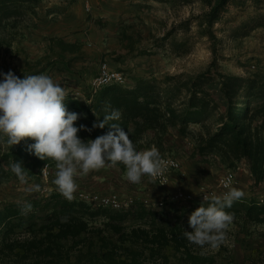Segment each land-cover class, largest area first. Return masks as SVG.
Returning <instances> with one entry per match:
<instances>
[{
  "label": "trees",
  "instance_id": "obj_1",
  "mask_svg": "<svg viewBox=\"0 0 264 264\" xmlns=\"http://www.w3.org/2000/svg\"><path fill=\"white\" fill-rule=\"evenodd\" d=\"M200 1L207 9L195 20L212 42L217 39L215 23L231 5L242 7L250 2L258 9L264 8V0ZM40 3L41 0H0V49L8 51L17 43L13 53H25L21 26L26 19L38 15ZM256 16L264 18L261 13ZM192 19L172 24L162 40L169 39L179 28H188ZM258 25L253 18L249 24L237 26L234 34L243 37ZM183 45L172 41L175 52H180ZM212 50L215 52V45ZM25 65L31 69L28 62ZM168 84L167 80L138 77L133 86L110 84L94 90L87 85L82 97L52 98L25 107L18 116L9 115L5 133L0 132V184L11 178H33L44 163L59 166L80 150L126 169L127 153L138 155L151 145L158 152L171 151L178 139L189 134L195 136L200 156L217 157L229 169L244 161L255 182L263 181L264 82L257 76L223 72L213 58L204 71L181 84ZM193 123L199 125V130L190 129ZM171 129L176 130L178 139L168 146ZM149 131L154 135L143 142ZM48 193L45 198L31 197L26 202L0 203V264H147L145 257L160 258L159 264H169L162 248L171 243L176 250L182 249L187 260H208L186 247L185 232L176 221L156 225L151 220L148 227H133L126 233L113 222L133 216L135 211L137 217L150 214L154 219L161 210H145L143 206L135 210L133 205L124 212L92 208L63 190ZM197 207L198 218L193 220L196 225L211 226L221 218L241 217L246 225L264 226V202L212 199ZM98 216L107 217L104 226L119 233L116 242L100 236L103 228L90 225ZM85 233L96 234L97 243L90 238L93 235L80 237ZM67 240H71L68 246L64 242ZM83 244L87 248L81 251L79 245Z\"/></svg>",
  "mask_w": 264,
  "mask_h": 264
},
{
  "label": "crops",
  "instance_id": "obj_2",
  "mask_svg": "<svg viewBox=\"0 0 264 264\" xmlns=\"http://www.w3.org/2000/svg\"><path fill=\"white\" fill-rule=\"evenodd\" d=\"M112 0H63L58 4H49L46 6L44 16L35 19L34 24L24 32L22 44L25 54L23 62L20 64L21 73H30L38 76L44 86H51L54 100L73 95L80 92L82 97L87 85H90L92 76L98 72L100 62L107 61L112 67L130 74V61L134 64V57L130 59V38L135 35L133 28H130V19L124 8H113L110 6ZM39 16V14H38ZM26 47V48H25ZM28 49V50H27ZM22 53V52H21ZM116 56V57H115ZM112 57L117 58L113 60ZM28 62L31 69H27L25 63ZM127 77V76H126ZM136 79L128 78L125 83L127 86H133ZM183 98V96L181 97ZM187 98V96H186ZM35 106L33 104H30ZM190 129L199 130L198 124H191ZM170 136L167 138L168 144L172 145L173 140L177 138L176 130H170ZM154 135L152 132H146L143 142L151 140ZM188 136V135H187ZM187 138V137H186ZM178 139V138H177ZM181 139V138H180ZM186 141V140H184ZM190 147L186 157L178 159L181 163V169L176 171L183 179L185 177L197 178L195 183H200L197 177L199 170H194L193 166L188 165L189 157L191 160L198 158L210 159V164H221L219 158L214 156L202 157L195 149L196 138L190 135L188 138ZM169 146V145H168ZM84 151V150H83ZM179 151H182L181 149ZM169 151H159L155 146L145 147L138 155L127 153L128 167L124 170L131 169L130 188L126 190L128 196L134 198L133 209L143 206L145 210H161L160 215L154 219L150 214L143 218L130 214L122 219L113 222L122 228V232H129L133 227L150 225V221L156 225L179 223L187 239V248L194 253L204 255L208 258L203 263H194L184 258L182 249L176 250L173 244L166 245L162 248V253L169 258V264H264V226L261 224H248L243 222L241 217L238 218H221L215 225H196L193 220L198 218L196 215L197 204L204 202L197 197L200 184L187 186L184 182L178 185H159L152 180L147 174V161L156 153H168ZM82 162L75 160V155L71 156L63 164L73 171L71 175V188L65 190L63 187L50 186L44 195L39 198H45L52 190H63L65 194L75 196L78 190L86 189L98 191L101 193L120 192L122 187H118L112 182V175L109 173L111 167L118 166L108 164L104 159L96 154L87 152ZM171 153H174L172 146ZM170 153V154H171ZM180 155V152H177ZM98 164H85L84 158L94 157ZM149 162V161H148ZM151 162H149L150 164ZM222 165V164H221ZM56 167V166H55ZM237 169V185H242L243 177L240 176L238 181V170L242 171L248 177L245 189H233L231 198L236 201L255 200L264 202V191L261 189L264 180L256 183L246 163L240 162ZM146 170V171H145ZM95 172V173H94ZM94 174V175H93ZM173 176V175H172ZM75 185V188L73 187ZM251 185V186H250ZM235 186V187H236ZM73 187V188H72ZM258 187L261 189L260 195L249 191ZM72 190L71 192H67ZM176 190H183L196 195V198L190 201H177L173 199ZM123 194V192H120ZM36 198V197H35ZM30 199V198H29ZM29 199L19 198L10 199V201H23ZM223 199V198H218ZM223 199V200H226ZM7 198L5 202L9 201ZM151 203L164 201L162 207L148 208L145 201ZM212 200V199H211ZM126 210V209H125ZM183 211V213H182ZM124 212V210H119ZM107 217L98 216L90 221V225L103 228L100 236H107L116 242L118 232H113L110 228L104 226ZM93 235V236H91ZM87 236L92 238L95 243L98 241L96 234L85 233L80 235L81 238ZM68 246L71 240L64 241ZM128 244V243H126ZM125 244V246H126ZM130 247H134L130 242ZM129 247V248H130ZM135 247H137L135 245ZM86 245H79V250L84 251ZM147 253V249H145ZM147 264L153 262L159 264L161 259L149 260L145 257Z\"/></svg>",
  "mask_w": 264,
  "mask_h": 264
},
{
  "label": "rangeland",
  "instance_id": "obj_3",
  "mask_svg": "<svg viewBox=\"0 0 264 264\" xmlns=\"http://www.w3.org/2000/svg\"><path fill=\"white\" fill-rule=\"evenodd\" d=\"M61 1L63 0H41L37 8L39 16L26 19L21 26L22 31H27L34 24L35 19L44 16L46 6L49 4L60 5ZM110 6L124 8L128 17L130 16V28L135 31V35L130 38V51L132 52L130 59L134 57L135 61L133 65L130 61V74H126V82L129 77L130 80L138 77H154L160 81H170L168 86H175L195 76L196 73L204 71L213 58L217 59L219 68L223 72L257 76L261 82H264V18L256 16L260 13L264 14L262 7L258 9L250 2L242 7L231 5L227 11L220 15L221 20L215 23L213 29L217 39L212 42L205 33L200 31L198 22L195 20V16L202 14L207 9L200 0H112ZM188 18H193L188 28L187 25L179 28L173 32L169 39L162 40L172 24H178ZM253 18L259 25L248 31L247 35L243 37L235 36L234 29L241 24H249ZM26 25L31 26L23 28ZM174 40L184 44L180 52L173 50L172 41ZM214 45L215 52L212 50ZM15 46L17 43H13L8 51L3 48L0 49V121L4 123V126L0 127V132L3 133H5L8 125L7 117L9 115L18 116L25 107L30 104L36 105L39 102L38 92L41 89L53 90L51 86H44L38 76L21 73L19 68L25 53L17 50L13 53ZM115 57L112 59L116 60ZM28 91L31 92L30 95ZM51 94L53 95V92ZM184 95L185 93L182 94V96ZM191 130L196 131L197 129ZM189 136L190 134L176 141L175 146H173L174 153L169 151L163 154L171 153L170 155L178 159L186 157L184 153H188L190 150V147H186ZM180 149L182 151H179ZM177 152H180L179 156ZM160 155L162 154L156 153L148 161L152 163ZM94 158L95 156L84 158V163L87 165L98 164ZM186 159L189 160V166H193L194 170H199L197 177L201 182L195 183L197 178L192 176L183 179L179 173L174 172L168 186L184 182L187 186L200 184L199 188L204 185L216 190L220 175L229 169L218 163L210 164L209 158L206 160L198 158L196 161L189 157ZM148 161L147 168L151 164ZM238 172V181L242 176L243 184L237 185L234 189L241 190L243 188L246 190L248 177L242 169H239ZM60 173L59 167H54L48 179H42L39 175L33 178H11L0 184V203L5 202V198L8 200L9 198H39L45 194L47 189L44 188L53 185L62 188L63 177ZM109 173L112 175V182L118 187H122L120 192H123V195L127 194L126 190L130 188L132 170H124L120 166H114L111 167ZM71 178L69 179L70 183ZM71 186L70 184L68 188ZM73 187L75 188V185ZM249 191H258L257 196L260 195L261 189L255 187L249 188L248 193H250Z\"/></svg>",
  "mask_w": 264,
  "mask_h": 264
},
{
  "label": "built area",
  "instance_id": "obj_4",
  "mask_svg": "<svg viewBox=\"0 0 264 264\" xmlns=\"http://www.w3.org/2000/svg\"><path fill=\"white\" fill-rule=\"evenodd\" d=\"M126 79L127 77L123 71L121 72V70L112 67L107 61H102L98 66L97 74L91 78L90 86L95 90L105 85L125 84ZM73 96L79 97L80 92H75ZM52 98L53 95L47 89H41L38 92V99L40 103L48 102ZM74 158L77 162H82L83 153L81 151H77ZM56 167H59L61 172L60 174L63 177V187L67 189L70 187L71 183L69 179L73 171L70 167L64 165H59ZM180 169L181 163L178 158L170 154H162L149 165L147 174L159 185L165 186L170 183L172 174L176 171H179ZM237 169L238 167L224 171L218 179L216 190L202 185L200 188H198L199 193L197 197L204 201L218 198H231L233 196L232 188H234L237 184ZM53 170L54 166L49 163H44L40 167L39 176L42 179H48L51 176ZM261 189L264 191V185L261 187ZM75 193V197L78 200L85 202L92 208L102 207L117 211L128 209L134 203L133 197L114 191L110 193H101L98 191L82 189L76 191ZM194 198H196V195L183 190H176L175 194L173 195V199L177 201H190ZM145 205L148 208L156 206L162 207L164 206V201L159 200L158 202L151 203L146 200Z\"/></svg>",
  "mask_w": 264,
  "mask_h": 264
}]
</instances>
